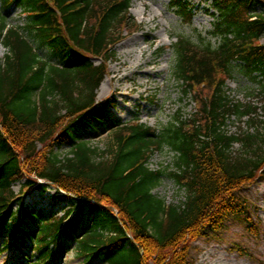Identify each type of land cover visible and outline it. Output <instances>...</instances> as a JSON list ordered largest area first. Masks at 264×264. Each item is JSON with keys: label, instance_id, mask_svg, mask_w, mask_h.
<instances>
[{"label": "trees", "instance_id": "16d2710c", "mask_svg": "<svg viewBox=\"0 0 264 264\" xmlns=\"http://www.w3.org/2000/svg\"><path fill=\"white\" fill-rule=\"evenodd\" d=\"M132 3L0 0L1 249L28 264H59L70 250L86 263L193 264V240L220 239L233 221L257 229L240 191L264 179V144L256 132H227L230 116L251 108L232 104L225 87L243 73L264 91V0H212V29L198 41L177 35L174 75L187 96L197 86L208 93L195 99L194 115L178 114L159 132L118 118L115 97L97 100L122 31L135 28ZM170 5L192 24L190 0ZM13 6L22 24L11 22ZM99 130L113 134L109 158L91 142ZM62 146L70 149L64 157L55 149ZM166 146L176 169H151ZM165 174L185 200L155 194ZM50 187L54 200L67 201L61 213L27 204L28 194Z\"/></svg>", "mask_w": 264, "mask_h": 264}, {"label": "rangeland", "instance_id": "374dc122", "mask_svg": "<svg viewBox=\"0 0 264 264\" xmlns=\"http://www.w3.org/2000/svg\"><path fill=\"white\" fill-rule=\"evenodd\" d=\"M194 8L192 24L180 17L171 0H133L131 7L133 31H122L124 38L115 46L114 59L107 63L108 71L97 92V100L115 97V115L124 122L136 118L158 132L167 126L178 114L190 118L197 111L196 98L208 93L204 87H196L193 95H186L181 81L173 73L175 51L173 43L177 35L184 34L198 41V33L204 35L212 29L214 17L209 13L212 0H190ZM24 14L13 6L10 19L12 23L22 24ZM264 42V38L262 39ZM7 48L0 36V58L3 59ZM232 104L242 105V110L251 112L240 117L232 114L227 121L228 133L256 132L257 142L264 144V91L243 73H236L227 79L225 87ZM196 96V97H195ZM94 146L105 150L104 158L111 157L114 143L113 134L99 130L91 138ZM38 144V148L44 149ZM62 157L69 154L68 146L55 148ZM235 154L242 150L240 144L233 148ZM175 153L164 147L151 157L149 167L169 173L176 169ZM154 190L155 194L166 199L168 204L185 200V189L181 188L168 174ZM21 184L15 185L18 192ZM56 190L52 187L45 192L34 191L27 195L26 202L32 208H46L59 211L67 201L52 198ZM240 194L249 205L250 215L255 222L252 231L233 221L223 233L222 238H197L192 241L191 258L193 264H264V179L247 184ZM61 213V212H60ZM0 264H28L18 251L1 249ZM59 264H103L100 260L86 263L76 250H70Z\"/></svg>", "mask_w": 264, "mask_h": 264}]
</instances>
